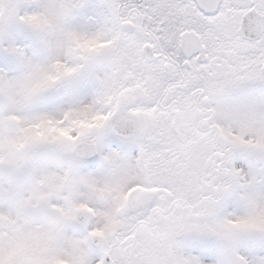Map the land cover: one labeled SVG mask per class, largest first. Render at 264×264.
<instances>
[{"label": "snow or ice", "instance_id": "obj_1", "mask_svg": "<svg viewBox=\"0 0 264 264\" xmlns=\"http://www.w3.org/2000/svg\"><path fill=\"white\" fill-rule=\"evenodd\" d=\"M0 264H264V0H0Z\"/></svg>", "mask_w": 264, "mask_h": 264}]
</instances>
